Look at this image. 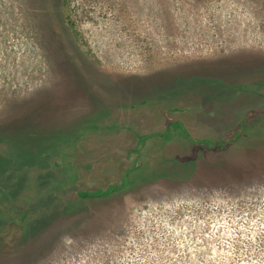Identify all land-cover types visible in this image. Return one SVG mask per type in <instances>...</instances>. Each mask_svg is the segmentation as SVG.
<instances>
[{"label": "rangeland", "instance_id": "rangeland-1", "mask_svg": "<svg viewBox=\"0 0 264 264\" xmlns=\"http://www.w3.org/2000/svg\"><path fill=\"white\" fill-rule=\"evenodd\" d=\"M0 264H264V0H0Z\"/></svg>", "mask_w": 264, "mask_h": 264}, {"label": "trees", "instance_id": "trees-1", "mask_svg": "<svg viewBox=\"0 0 264 264\" xmlns=\"http://www.w3.org/2000/svg\"><path fill=\"white\" fill-rule=\"evenodd\" d=\"M206 68L209 69L208 71H211L212 69H215V68H218V67L217 66L215 67V65H213V66H207L206 65L204 67V69H206ZM241 124H244V123L242 122ZM167 128H168V130L160 135L163 139H169L171 137L173 131H174L173 129H181L183 131L185 130L182 122L178 121V120L170 122ZM241 128L243 129V131L246 130L245 129V124ZM189 138H190V136H189ZM140 140H141V142L144 141V136H141ZM190 140L193 143L208 144L210 146H214L216 144L215 141H213L211 143H207L206 140H204V139H197L196 140V139L190 138ZM185 177L186 178L182 177L181 180L188 178L187 175ZM169 178L180 180V178H174V177H171V176ZM128 185H130V180L127 177H125L120 184L110 185L106 189L98 188V189H93V190H81V191L78 192V195L80 197L103 198V197H108L109 195H111L113 193L121 191L122 189L128 187Z\"/></svg>", "mask_w": 264, "mask_h": 264}, {"label": "flooded vegetation", "instance_id": "flooded-vegetation-1", "mask_svg": "<svg viewBox=\"0 0 264 264\" xmlns=\"http://www.w3.org/2000/svg\"><path fill=\"white\" fill-rule=\"evenodd\" d=\"M212 142V141H211ZM211 142H207V143H211ZM223 142H225V141H221L220 143H223ZM216 145V144H215Z\"/></svg>", "mask_w": 264, "mask_h": 264}]
</instances>
